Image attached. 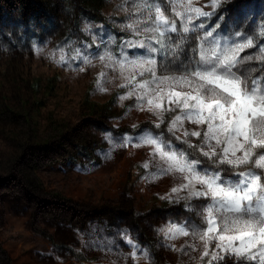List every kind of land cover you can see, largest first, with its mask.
<instances>
[{
  "label": "rangeland",
  "instance_id": "1",
  "mask_svg": "<svg viewBox=\"0 0 264 264\" xmlns=\"http://www.w3.org/2000/svg\"><path fill=\"white\" fill-rule=\"evenodd\" d=\"M170 3L163 6L167 16L174 14ZM191 3L212 10L211 0ZM220 4L217 12L227 9L225 15L235 21L221 36L239 29L260 45L264 0ZM132 11L131 0H0V264H206L209 259L201 261L200 249L187 247L198 244L191 233L169 239L162 231L199 222L196 205L204 201L187 200L183 190L172 193L181 183L175 175L142 179L155 171L152 148L113 146L156 122L152 113L137 109L135 98L118 99L126 93L119 87L122 80L98 58L118 54L123 41L144 38L126 30L136 18ZM202 33L187 34L185 47L195 46ZM77 50L91 63L73 59ZM249 54L258 49L240 56ZM246 66L257 67L253 76L264 75L259 70L264 62ZM102 72L106 76L100 77ZM176 114L179 110L165 113V124ZM183 129L198 126L186 120ZM162 130L164 139L172 138L165 125L154 129ZM109 133L111 141L105 138ZM173 147L187 148L175 140ZM128 239L137 245L135 259Z\"/></svg>",
  "mask_w": 264,
  "mask_h": 264
},
{
  "label": "snow or ice",
  "instance_id": "2",
  "mask_svg": "<svg viewBox=\"0 0 264 264\" xmlns=\"http://www.w3.org/2000/svg\"><path fill=\"white\" fill-rule=\"evenodd\" d=\"M165 2L131 0L130 16L136 18L126 30L144 38L123 41L118 54L104 52L98 57L122 80L119 87L126 93L118 99L135 98L138 110L156 117L152 129H141L134 136L125 134L113 146L152 148L149 155L155 171L146 172L142 179L175 175L181 183L172 193L183 190L187 200L204 201L196 205L199 222L187 220L186 226L162 229L169 239L191 233L198 244L187 247L192 251L199 248L201 261L209 258L206 264H264V75L253 76L257 67L246 66L255 60L264 62V29L257 34L260 45L239 29L221 36L235 21L225 15L227 9L217 12L220 0H211L207 5L211 11L193 7L191 0L187 4L171 0L172 16L165 15ZM178 8L182 11H176ZM196 20L200 22L194 23ZM206 21L212 22L211 27ZM198 30L203 33L195 37V46L186 48L187 34ZM115 39L110 37L113 43ZM254 48L257 55L240 56ZM125 49L144 50L148 55L142 52L131 57ZM72 58L91 63L79 50ZM60 61L65 62L63 55ZM259 70L264 72V68ZM104 76L106 73H100ZM177 110L179 114L165 124V113ZM186 120L198 129H183ZM161 125L172 138L164 139V130L154 131ZM105 138L111 141V133ZM174 140L187 148L175 149ZM142 167L148 170L150 163ZM126 243L135 259L137 245L131 239ZM144 255L147 258L146 252Z\"/></svg>",
  "mask_w": 264,
  "mask_h": 264
},
{
  "label": "trees",
  "instance_id": "3",
  "mask_svg": "<svg viewBox=\"0 0 264 264\" xmlns=\"http://www.w3.org/2000/svg\"><path fill=\"white\" fill-rule=\"evenodd\" d=\"M152 126V125H151ZM150 128H152V127H150ZM166 132V131H165ZM167 133V132H166Z\"/></svg>",
  "mask_w": 264,
  "mask_h": 264
}]
</instances>
